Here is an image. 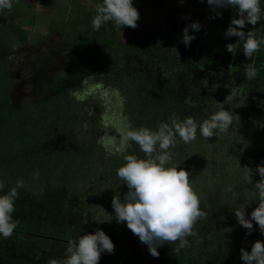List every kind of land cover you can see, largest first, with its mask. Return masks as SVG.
Here are the masks:
<instances>
[{"label":"trees","instance_id":"trees-1","mask_svg":"<svg viewBox=\"0 0 264 264\" xmlns=\"http://www.w3.org/2000/svg\"><path fill=\"white\" fill-rule=\"evenodd\" d=\"M151 1L155 3L156 0ZM83 15L86 17L82 23L86 21L87 24L80 30L82 37H77L76 30L72 29L69 34L75 33L76 36L68 42L67 34H62L65 39L62 48L65 51L64 70L45 76L38 89L45 97L35 95L32 103L22 97H14L13 85L16 81L8 70L10 60L20 52L27 33L11 23L0 24V180L4 181L5 193L18 182L23 184L18 189L19 198L15 201L13 213L18 227L10 238L0 237V264H50L53 261L52 250L65 251L70 239L75 241L83 234H93L96 228L103 230L114 243L113 253L102 254L99 264H229L230 259L226 261L225 257L231 252L235 262L232 264H243L232 250L241 249L239 241L225 239L222 232L213 231L214 248L209 251L205 245V250L202 249L204 253L199 252L195 241L199 236L212 232L203 229V234H200V225L207 220L212 223L210 217L216 210L226 216L227 209L221 208L220 201L213 203L209 200V196L203 195L197 185L195 191L200 196V208L206 215L194 225L195 236L187 253L182 250L174 252V246L165 243L158 248L159 256L154 258L126 223L97 226L92 223L91 217L81 223L84 213L82 194L89 195V199L92 197V192L87 193L84 187L92 189L89 174L94 176L91 173L93 156L77 136L78 106L67 99V92L80 89L88 79L120 88L124 96L122 110L127 117V129L129 126L156 129L173 116L180 119L190 116L199 123L221 107L233 112L234 124L229 133L208 141L198 133L197 139L189 144L178 142L171 149L173 163L190 172L192 178L195 171L203 167L196 162L203 157L208 158L214 164L213 172L217 175L219 186L227 189L231 198L234 196L233 188L243 184L250 187L256 196L254 183L260 180V176L253 172L252 178H249L244 167L254 170L264 161V69L254 80H247L244 73L247 64L257 68L264 65V50L250 60L240 51L242 45H237V51L230 53L226 45L235 44L238 38L217 35V25L209 24L195 33L196 39L189 47L183 46L178 53L172 54L170 47L163 45V42L169 46L173 44L171 33L156 27L147 33L142 30L149 27L146 15H140V25L138 20L130 41L122 46L117 43L120 30L103 25L100 31H93V16L88 13ZM6 16L13 20L18 15L13 10L0 13L1 18ZM259 25L260 22L255 26L246 25L243 31L256 29L258 35ZM128 28L125 26L122 31ZM86 32L89 40L84 39ZM189 34H192L191 29ZM89 44L94 51L84 55L83 49ZM141 57L146 58V65ZM32 63L36 66L35 75L46 72L56 63L54 52L46 49ZM233 88L243 96L239 108L236 105L240 99L229 107L223 106L224 98L231 101L228 95ZM55 99L61 100L58 106L53 104ZM28 107L31 112H27ZM234 108L240 115L254 114L253 122L256 120L259 123L256 136L237 146L227 144V140L232 142L233 135H240L238 131L242 126ZM131 143L122 157L135 154L144 158L139 145ZM124 163L122 159L110 157L102 165V175H95L94 180L108 178L105 183L109 187L100 193V200L108 192L115 195L119 189L124 194L128 191L124 181L116 175L117 169ZM35 188H38L36 192ZM256 206L255 199L248 206L249 211ZM105 210V217L115 214L112 205ZM253 226L258 228L255 223ZM255 240L264 241V234Z\"/></svg>","mask_w":264,"mask_h":264},{"label":"clouds","instance_id":"clouds-1","mask_svg":"<svg viewBox=\"0 0 264 264\" xmlns=\"http://www.w3.org/2000/svg\"><path fill=\"white\" fill-rule=\"evenodd\" d=\"M15 0H0V13L12 11ZM201 3L204 0H200ZM183 3V0H180ZM213 11L216 9H234L238 18L231 20L224 32L225 37L238 38L235 44H227L230 53L237 51V45H242L240 51L250 60L254 55L264 50V36H257L256 29L243 31L246 25H257L264 21L262 0H207ZM220 16V12L215 13ZM140 19L133 0H101L95 7V15L91 20L93 31H100L103 25H111L120 30L127 26L135 29ZM192 34H189V30ZM201 30V24L193 21L182 31L181 42L189 47L196 39L195 33ZM264 65L259 68L252 64L245 66L244 76L254 80ZM238 95L236 88L231 89L228 97ZM237 116V115H236ZM237 119L239 117L237 116ZM233 112L220 110L213 112L207 119L197 122L193 117L180 119L173 116L168 122H162L156 129L139 127L129 129L124 133L125 141L139 145L144 158L135 154L124 157L125 163L117 169L116 175L124 181L128 191L123 197L114 196L112 207L115 216L94 220L97 223H126L128 229L138 236L139 241L147 246L149 254L157 258L158 248L165 243L174 244V252L191 247L189 237L195 236L194 225L205 217L200 208V196L195 191L190 180V172L173 163L175 148L178 142L189 144L197 139V134L208 141L209 138H220L229 133L233 127ZM179 138V141L178 139ZM245 174L252 178L253 172L258 173L260 180L254 183L257 206L246 215L245 206L233 211L237 223L247 229L250 235L255 223L261 234H264V161L253 170L244 167ZM38 175V174H37ZM4 181L0 180V237L8 239L18 227V221L13 219L15 201L19 198L18 189L23 187L18 182L15 187L4 192ZM114 243L100 228L93 234H83L78 240H69L65 250V259L60 264H99L101 255L112 254ZM243 264H264V241H256L250 251L240 250ZM50 264H57L56 261Z\"/></svg>","mask_w":264,"mask_h":264},{"label":"rangeland","instance_id":"rangeland-1","mask_svg":"<svg viewBox=\"0 0 264 264\" xmlns=\"http://www.w3.org/2000/svg\"><path fill=\"white\" fill-rule=\"evenodd\" d=\"M161 1L160 3V1L156 0L155 3H152L150 0H133V4L138 10L139 15L143 17L146 15L145 20H147V25H149V27L146 26L142 30L147 33L150 31L149 29L156 27L157 29H165L171 33L173 44L169 46L166 42H163V45L165 47H170L172 54L178 53L179 49L184 46L181 42L182 31L191 20L199 22L201 27H206V25L209 24L217 25L216 27L219 29L217 30L218 35L224 34L231 20L238 18L234 9H216L213 11L207 4V0H204L203 3H201L200 0H183V3H180V0ZM100 2L101 0H15L12 10L18 16L13 18V20L9 19L8 16L4 18L0 17V24L11 23L15 28H19L27 33L26 39L21 44L20 52L16 53L14 59L10 60L8 66L9 72H11L14 81H16L13 85L14 97H22L26 99L28 103L33 102V99L36 97L35 95L45 97L43 94L40 95V91H38L42 80L47 74L48 77L50 74L56 75L64 70L63 56L65 51L62 48L65 39L62 34H67L68 42L72 41L73 39L71 38L76 35L77 37H82L80 30L87 24L86 21L82 23L86 17L83 14L88 13L94 16L95 7ZM261 6L264 8V0H262ZM186 9L187 11H185ZM216 12H220L221 15L216 16ZM220 23L222 24L220 25ZM138 24L140 25V20ZM108 26L110 28L112 27L111 25ZM72 29L76 30H74L77 33L76 35H74L75 33L73 35L69 34L73 32ZM258 29L257 36H263L264 21H260ZM133 30V28L129 27L127 31H120L117 35L118 45H126L127 42L130 41ZM84 35V39L89 40L88 32ZM46 49L49 52H54L56 63L49 67L46 72H40L35 75L36 66L33 65L32 60ZM93 51L94 47H92V45L83 49L84 55H90ZM141 60H143V64L146 65V58L141 57ZM146 67L150 68L149 65ZM67 95V99L71 104L78 106L77 113L79 114V124L76 126L77 136L80 137L89 148L90 156H93L91 161V173L94 176L92 177L91 174H89V184H91L90 186L92 189H86V187H84L87 193L90 191L92 192V197L89 199V195L86 196L82 194L84 191H81V194L84 196L82 200L84 201V213L81 223L85 222V218L91 217L92 223L97 226H102L104 224L116 225L117 222L115 218H113L111 222L104 223H97L94 220L110 218L111 216L114 217L115 214L105 217L103 213L106 214L105 209L112 205L113 197L119 195L123 197L124 192H120L119 190L121 189H119L117 194L111 195V192L107 191L109 194H106V196L100 200L98 198L100 193L109 187V185L105 183L108 181V178L101 177L99 180L94 179L96 177L95 175L98 177H100V174L102 175L104 168L102 165L106 164L110 157H117L125 161L122 155L132 144L131 141H125L124 139V133L128 130L126 126L127 117L122 110L124 96L120 88L105 86L96 83L92 79L84 81L80 89L68 91ZM239 99L240 102L236 105L239 108L243 103V96L239 94L235 98H232L231 101L224 98L223 106L229 107L230 104H234L233 102ZM60 102L61 100L55 99L53 104L58 106ZM26 110L27 112H31V108L29 107ZM234 111L236 115L240 116L239 121L242 126L238 131L240 135H233L234 139L232 142L227 140V144H234L237 146L243 143V141L246 142L249 140L253 135L256 136L259 123L256 120L253 122L255 119L254 114H248V112V115H240L237 108H234ZM229 138H232V136ZM227 148L229 149V146H227ZM233 149H235V147H233ZM204 158L205 157L196 162L197 165H202L203 167L195 171L196 177H190V180L194 179V181H192L194 188L196 189L197 185L201 193L205 196H209L208 199L213 200V203L220 201L222 205L221 208L225 207L227 213L225 216L223 212L216 210L214 215L210 217L212 218V223H209V220H207L200 225V234H203V229L212 232L199 236L195 241V244L197 243L196 245L199 247V249H197L199 252H202V249L205 250V245L209 251L214 248L213 244L215 241L213 238V231H218V233L222 232L224 238L229 241H239L238 245L249 251L251 247H248V245H253L257 241L255 239L261 237L262 234L259 228L253 226L251 234L246 235L248 230L235 221L232 211L245 206L246 215L250 214L251 211H249L248 206L252 205L255 200L252 189L244 184L242 186H236L235 189L233 188L234 196L231 198L227 193V189L219 186L220 182L216 180L217 175L213 172L215 170L213 167L214 164L210 163L208 158ZM217 158H219V155H217ZM37 189L38 188H35L34 191L36 192ZM193 237L188 238L190 243ZM226 244L223 246L226 247ZM171 245L175 247L174 244ZM190 248L191 247L183 249L182 251L187 253V250ZM232 250L233 253L235 251L238 257H240L241 249L236 250L232 248ZM51 256L53 261L60 264V262L65 259V251L52 250ZM226 256V261L228 258L230 259L228 261L229 264L235 263L232 252L231 254L227 253Z\"/></svg>","mask_w":264,"mask_h":264}]
</instances>
